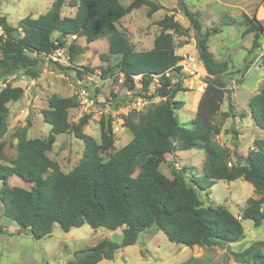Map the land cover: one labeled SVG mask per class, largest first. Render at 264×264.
Returning <instances> with one entry per match:
<instances>
[{"label": "trees", "instance_id": "trees-1", "mask_svg": "<svg viewBox=\"0 0 264 264\" xmlns=\"http://www.w3.org/2000/svg\"><path fill=\"white\" fill-rule=\"evenodd\" d=\"M186 1L178 0L199 35L197 50L208 75L189 129L181 126L176 116V110L184 105L175 100L180 86L174 89L164 74L171 70L176 78H181L183 67L179 64L183 57L176 53L175 36L187 38L190 29L182 26L174 15H166L158 21L160 33L154 47L137 52L118 27L134 10L146 6L150 8L151 17L162 9L161 5L152 0H134L129 6L120 0H56L47 13L38 18L26 17L17 27L0 16V26L7 36L6 40L0 38V78L23 70L33 80L39 79L42 59L64 46L71 35L85 37L88 44L107 38L109 52L101 54V59L111 62V58L119 57L120 61L115 68L103 69L102 74L105 77L115 70L123 72L127 88L133 87L135 76H142L147 91L154 77L160 76V88L155 95L166 101L141 113L138 121L134 114L127 119L126 127L133 138L107 161L102 154L114 147L116 138L111 123L101 118L100 142L86 134L84 128L91 114H85L75 123L69 120L70 111L79 107L76 97L53 95L49 99V108L43 112L45 122L52 127L47 139H28L27 129L17 131L15 159L8 160L4 152L6 143H0V182L3 184L0 202L4 216L19 226L20 233L40 239L50 236L55 224L65 232L84 225L110 231L125 227L121 244L104 239L78 252L77 261L70 264L113 261L122 247L135 244L139 233L149 228H157L171 243L188 248L242 241L245 235L242 221L224 207L205 206L196 189V186L203 188L201 182L193 178L190 182L194 185H191L184 177L187 168L179 175L174 174L173 179L160 170L167 155L201 145L206 155L207 187L218 181L238 179L252 184L256 197L247 199L242 220H250L256 227L264 224V139H256L246 156L236 153L235 164L229 162L222 148L214 143V136L222 131L217 118L228 93L225 77L232 72L228 62L216 60L209 49L208 38L218 30L202 34L201 23ZM67 5L76 8L73 17L62 16ZM243 18L245 32L253 34L252 51L261 50L264 25L256 15L244 14ZM81 54L83 48L73 44L71 61L76 62ZM260 60L264 68V54ZM113 83L117 85V80ZM24 93L22 87L12 83H7L0 91L1 138L8 132L9 104L19 102ZM119 104L116 102L113 107ZM249 109L255 125L264 131V87L251 98ZM232 115L231 111L224 114L225 117ZM59 134H72L85 145L81 162L68 173L48 156ZM15 175L32 184L31 189L10 185L9 179ZM244 256L264 264V255L258 250L247 249L236 255L238 260Z\"/></svg>", "mask_w": 264, "mask_h": 264}, {"label": "rangeland", "instance_id": "rangeland-1", "mask_svg": "<svg viewBox=\"0 0 264 264\" xmlns=\"http://www.w3.org/2000/svg\"><path fill=\"white\" fill-rule=\"evenodd\" d=\"M55 1L0 0V16L17 27L26 17L38 18L47 13ZM133 1L120 0L125 6H129ZM152 1L161 5L162 9L150 17L148 15L150 8L143 6L122 19L118 27L137 52L154 47V40L160 33L158 21L166 15H174L182 26L190 29V36L187 38L175 36L176 53L183 57L180 62L183 72L181 78H176L173 74L175 82L172 84L174 89L180 86V92L175 100L184 104L182 108L176 110L178 122L189 129L207 86L208 75L197 50L199 35L181 10L178 0ZM186 5L201 23L202 34L212 29L218 30V33H212L208 38L209 49L216 60L228 62L232 72V75L225 77L228 93L217 118L222 131L219 136H214L213 140L222 148L228 161L235 164L236 153L246 156L256 139H264V131L255 125L249 109L251 98L264 87V68L260 60L264 52V40L261 50L252 51L253 34L245 32L243 18L244 14L250 17L256 15L264 25V0H187ZM174 8H178L179 12H172ZM75 12L76 8L67 5L62 10V16L72 17ZM74 44L83 48V54L79 55L72 66L55 64L43 58L40 63L41 75L37 80L27 76L23 70L13 76L0 78V91L6 83L22 87L25 91L19 102L9 104L8 132L4 137H0V143H6L4 152L9 161L17 156L19 129H27L28 139L48 138L52 127L45 122L43 112L49 108V99L53 95L77 98L79 107L70 111L69 120L75 123L85 114H91L84 132L99 142L100 120L101 118L106 122L110 120L106 115L100 117L95 110L89 113L87 107H83L79 97L80 89L86 88L92 99L96 98L98 103L106 106H115L116 102L125 103L131 100L132 97L127 96L125 88H119L112 82L101 83L98 80L103 69H107L108 66L115 68L120 61L119 57L111 58V62L101 59V54L109 52L107 38L88 44L85 37H79ZM84 70L93 74L90 76ZM116 72L119 71L115 70L111 74ZM159 88L157 83L152 84L153 107L166 101L155 95ZM93 108L95 107L91 109ZM230 111L234 116L225 117L224 114ZM133 114L136 115L137 121L140 120L141 113L134 112L131 116ZM115 137L114 147L102 154L104 161L126 146L133 135L125 125V130ZM84 148V142L74 135L59 134L56 135V142L48 156L59 163L63 172L68 173L81 162ZM205 159L202 145L190 150H177L173 155L165 157L160 170L173 179L174 174L179 175L187 168L184 175L187 181L198 178L201 182L203 188L196 186V189L205 206L224 207L242 221L245 233L242 241L224 246L188 248L171 243L157 228H149L139 233L135 244L122 247L113 261L104 260L100 264H261L254 261L251 256H244L241 260L236 257L238 253L247 249L258 250L264 255L262 243L264 224L256 227L252 221L242 220L247 199L256 197L254 186L243 179H238L232 182L218 181L207 187ZM9 184L25 189L32 187V184L16 175L9 179ZM2 185L0 182V189ZM124 229L125 227L117 231L105 228L94 230L89 225H84L65 232L59 224H55L50 236L34 239L31 235L20 233L19 226L4 216V206L0 202V264H70L77 261L78 252L104 239L121 244Z\"/></svg>", "mask_w": 264, "mask_h": 264}, {"label": "built area", "instance_id": "built-area-1", "mask_svg": "<svg viewBox=\"0 0 264 264\" xmlns=\"http://www.w3.org/2000/svg\"><path fill=\"white\" fill-rule=\"evenodd\" d=\"M0 38L3 40L7 39V36L4 33L3 28L0 26ZM77 35H71L68 36L66 39L65 45L62 47L57 48L53 53L45 56L44 58L47 60H51L55 64H61L63 66H72L73 62L71 61V55H70V48L75 43V41L78 40ZM181 66V64H179ZM183 67V66H182ZM84 72H86L84 70ZM183 72V69H182ZM89 73L90 76L91 72ZM173 71H167L164 76L171 81L173 84L175 82L173 78ZM102 77L103 75L100 74ZM99 77L98 80L101 83L105 82H114V80H117V85L119 88L123 87L126 90L127 96L132 97L130 101H127L125 103H120L117 107H113L111 105H104L102 103H98L96 101V98L92 99L90 97V94L88 93V90L86 88H81L79 91V97L81 99V104L87 107L89 113H93L95 110L100 117L101 115H106L111 123L113 133L116 135L121 131L125 130V125L127 119L131 116L132 113H143L146 112L149 108L153 107L154 100L152 92V84L157 83L160 86V76L154 77L153 82L150 84L149 89L146 91L144 89V85L142 82V76H135L133 78V87L127 88L125 87L126 82V76L123 72H116L115 74H109L107 77ZM96 78V77H94ZM91 79V78H89ZM7 86V83L4 85V87ZM92 107H95L91 109ZM231 166V164H229ZM238 218V217H237ZM239 219V218H238ZM240 220V219H239Z\"/></svg>", "mask_w": 264, "mask_h": 264}, {"label": "water", "instance_id": "water-1", "mask_svg": "<svg viewBox=\"0 0 264 264\" xmlns=\"http://www.w3.org/2000/svg\"><path fill=\"white\" fill-rule=\"evenodd\" d=\"M172 12H179V9H178V8H174V9L172 10Z\"/></svg>", "mask_w": 264, "mask_h": 264}, {"label": "crops", "instance_id": "crops-1", "mask_svg": "<svg viewBox=\"0 0 264 264\" xmlns=\"http://www.w3.org/2000/svg\"><path fill=\"white\" fill-rule=\"evenodd\" d=\"M72 17H73V16H72ZM124 18H125V17H124ZM124 18H123V19H124ZM263 54H264V52H263Z\"/></svg>", "mask_w": 264, "mask_h": 264}]
</instances>
